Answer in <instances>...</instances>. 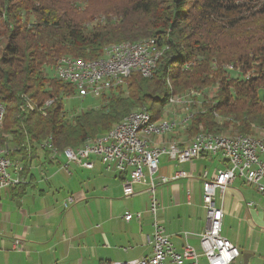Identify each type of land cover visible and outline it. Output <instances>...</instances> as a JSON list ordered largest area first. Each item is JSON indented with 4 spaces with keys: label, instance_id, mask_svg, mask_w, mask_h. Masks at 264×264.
<instances>
[{
    "label": "trees",
    "instance_id": "trees-1",
    "mask_svg": "<svg viewBox=\"0 0 264 264\" xmlns=\"http://www.w3.org/2000/svg\"><path fill=\"white\" fill-rule=\"evenodd\" d=\"M90 1L0 0V145L14 149L9 156H20L29 178L10 186L17 195L33 186L38 143L79 146L145 104L158 118L173 93L202 91L206 111L195 115L192 131L264 128V0H119L93 8ZM144 37L161 49L153 76L131 73L125 90L112 88L99 107L69 117L64 99L74 88L48 74L57 60L97 59L113 43Z\"/></svg>",
    "mask_w": 264,
    "mask_h": 264
},
{
    "label": "crops",
    "instance_id": "crops-1",
    "mask_svg": "<svg viewBox=\"0 0 264 264\" xmlns=\"http://www.w3.org/2000/svg\"><path fill=\"white\" fill-rule=\"evenodd\" d=\"M205 159L175 165L162 156L157 176L169 177L182 170L191 178L161 184L155 191L160 203L156 217L173 247L180 251L188 243L197 252L198 263L203 264L206 260L199 234L206 218L200 176L204 169L213 175L216 168L207 165ZM38 170L31 174L32 188L23 195L10 187L0 190V264H109L151 254L146 237L152 234L153 217L145 184H135L134 194L123 199L121 177L113 166L107 169L97 157L91 168L71 165L63 178L56 177L58 173L49 178L47 168L43 170L42 166ZM246 192L254 193L259 201ZM69 197L72 202L65 208L63 201ZM215 201L224 211L222 226L227 214L238 230L246 223V246L240 236L230 240L221 226V234L239 248L237 262L264 264V197L236 178L223 194L217 191ZM126 213H139L140 218L127 221Z\"/></svg>",
    "mask_w": 264,
    "mask_h": 264
},
{
    "label": "built area",
    "instance_id": "built-area-1",
    "mask_svg": "<svg viewBox=\"0 0 264 264\" xmlns=\"http://www.w3.org/2000/svg\"><path fill=\"white\" fill-rule=\"evenodd\" d=\"M150 52L137 50V54H126L124 58L115 60L114 73H120V65L128 59H149ZM103 71V70H102ZM60 73L71 74H95L98 72L70 73L63 70ZM121 74V73H120ZM125 79V74H122ZM77 92V90H75ZM93 96V92H90ZM144 115L138 116L124 126L119 132L110 136L108 140H98L91 149L81 151H69L63 156L64 162L61 168L69 173L70 166L76 165L81 168H91L93 157L99 158L108 169L111 165L124 176L122 191L125 196L134 193L135 184H145L149 194V211L153 215V232L146 237L148 243L152 244V253L126 262H112L111 264H198V254L188 243L184 244L180 251L176 250L165 233L164 226L156 219L155 214L158 202L155 198V190L159 184L176 181L178 179H190L191 175L184 171H175L171 177H156L159 159L166 155L175 164L191 161L200 156H219L225 167L217 169L213 177L208 176L205 170L200 178L203 179L202 197L206 209V224L199 234L201 253L206 258L207 264H239L236 262L239 250L236 245L221 235V223L223 211L214 203L216 190L221 192L233 182L236 177L242 178L246 183L253 186L264 196V140L262 141H205V136L200 143L190 150L183 152L171 151L170 149H152L141 141H135L134 124L137 120H143ZM185 122V121H184ZM169 127V123L167 126ZM159 129V128H152ZM38 149L45 151L49 159L57 161L55 152L37 144ZM23 165L17 158L11 156H0V190L22 181L21 172ZM189 199V191H187ZM71 199L63 202L68 206ZM139 219L140 214L127 213L124 219Z\"/></svg>",
    "mask_w": 264,
    "mask_h": 264
},
{
    "label": "bare ground",
    "instance_id": "bare-ground-1",
    "mask_svg": "<svg viewBox=\"0 0 264 264\" xmlns=\"http://www.w3.org/2000/svg\"><path fill=\"white\" fill-rule=\"evenodd\" d=\"M149 51V59L145 62L143 59H128L124 61V64L120 65V73H114L113 67H107L108 65H115V60L122 59L128 53L137 54V50ZM161 55V49L157 45L155 38L142 39L139 41L129 42L124 41L117 44H113L104 49L102 56L97 59L84 60L77 59L68 56L59 58L54 66L55 76L73 86L77 90V95L81 98L90 96V92H93V96L100 97L105 92H108L112 88L120 87L125 84L131 73H138L142 77H150L156 67L157 61ZM63 70L70 73H83V72H98L95 74H65L60 73ZM103 70V71H102ZM122 74H125V79H122ZM201 96L200 91H190L183 95H173L169 98L166 106L182 105L185 108L182 116L176 118L167 117V114H172L163 108L161 115L154 119L150 112L145 108H139L131 111L121 121L115 123L108 132L105 134L87 138L77 147H67L62 151L57 150L50 142H42V147H48V150L55 152V156H66L69 151H81L83 149H91L98 140H108L111 135L119 132L124 126L135 120L138 116L144 115L143 120H137L134 124V138L135 141H141L150 146L152 149H170L171 151L183 152L190 150L194 146L200 143L202 137L205 136V141L222 140V141H262L264 140V129L255 128V133L250 135L241 134H223V133H211L200 130L194 135L183 136L179 139L162 140V137L168 133L174 131L176 128L186 129L193 116L192 108H190L192 98L190 96ZM196 99V98H195ZM52 101L45 102L49 105ZM199 102V100H196ZM194 105V104H193ZM5 116V108L0 101V129L2 127L3 119ZM185 121V122H184ZM169 123V127L167 126ZM159 129H152V128ZM185 132V130H184ZM161 139V141H159ZM10 147L0 145V156H9Z\"/></svg>",
    "mask_w": 264,
    "mask_h": 264
},
{
    "label": "rangeland",
    "instance_id": "rangeland-1",
    "mask_svg": "<svg viewBox=\"0 0 264 264\" xmlns=\"http://www.w3.org/2000/svg\"><path fill=\"white\" fill-rule=\"evenodd\" d=\"M119 0H91L88 4H87V6L89 5V7H91V8H93V7H95V6H98V7H101L103 4H113V3H116V2H118ZM85 7V5H81V7H80V9L82 10L83 8ZM105 15H103V16H100L101 18H103ZM109 17H114L113 16V14H109ZM146 37H144V38H140V39H138V40H141V39H145ZM137 41V40H136ZM114 44V43H113ZM110 45V44H109ZM108 46V45H107ZM106 47V46H105ZM104 47V48H105ZM166 49V48H165ZM104 50V49H103ZM102 53H103V51H102ZM101 53V54H102ZM101 56V55H100ZM99 56V57H100ZM48 74H49V76H51V77H55V72H54V66H53V68L52 69H49L48 70ZM133 74H137V75H139V76H141L140 74H138V73H133ZM132 75V74H131ZM130 75V76H131ZM153 76V75H152ZM152 76H150V77H152ZM142 77V76H141ZM150 77H143V78H150ZM57 79V78H56ZM59 80V79H58ZM128 80V79H127ZM127 80H126V82H127ZM60 81V80H59ZM168 82V81H167ZM169 83V82H168ZM125 85H126V83L124 84V85H122L121 87H119V88H122L121 90H125ZM118 89V88H117ZM117 89H115V90H111V91H108V92H105L103 95H109L112 91H116ZM195 91H199V90H195ZM117 92V91H116ZM187 92H190V91H187ZM185 92H183V93H173V94H171V95H183ZM200 93H202V91L200 92ZM208 94L210 95V91L208 92ZM102 95V96H103ZM170 95V96H171ZM102 96H100V97H90V96H86L85 98H81V97H79L78 95H77V93H75V89H74V94L73 95H71V96H69V97H66L65 99H64V106H65V109H66V111L68 112V115H69V117L70 116H72V114L74 115V114H77V113H79V112H81V111H84V110H86V109H88V108H91V107H99L104 101H103V99H102ZM169 96V97H170ZM169 97H168V99H167V102L165 103V108H166V110H168L169 112H172V114H167V117H172V118H176L177 116H182V114H183V112L185 111V108H184V106H182V105H175V106H166V104H168V100H169ZM190 98H192V105H190V108H192V112H193V117H192V120H191V122H190V124H189V126L186 128V129H183V128H176V129H174V131H172V132H170V133H168L167 135H165V136H163L162 137V140H170V139H179L180 137H183V136H188V135H190V136H192V135H194L195 133H197L199 130H200V127L202 128V130L203 131H207V132H211V133H223V134H238V132H236V131H234V130H231V127L229 128V129H226V130H223V131H208V130H206V129H204V127H203V125L202 124H199L197 127H196V129L194 130V131H192L191 130V126H192V122H193V119H194V117H195V115H198L199 113H204L205 111H206V108H202V103L200 102L201 101V99H202V94H201V96H198V97H195V96H190ZM196 98V99H195ZM196 100H199V102H196ZM194 104V105H193ZM146 105L147 104H145L144 106H141V107H139V108H142V107H145L146 109H147V107H146ZM148 106V105H147ZM164 106L162 107V109H161V111H160V113H159V115H158V117L160 116V114H161V112H163L162 110H163V108H164ZM139 108H136V109H139ZM136 109H133V110H136ZM133 110H131V111H133ZM148 110V109H147ZM130 111V112H131ZM149 111V110H148ZM129 112V113H130ZM150 112V111H149ZM128 113V114H129ZM151 113V112H150ZM127 115V114H126ZM125 115V116H126ZM152 115V117H153V114H151ZM124 116V117H125ZM214 117H215V119L217 120V121H219V122H221V121H223L224 120V118L223 117H221L220 115H218V114H216V113H214ZM154 118V117H153ZM157 118V117H156ZM156 118H154V119H156ZM122 119V118H121ZM120 119V120H121ZM119 120V121H120ZM118 121V122H119ZM117 123V122H116ZM115 124V123H114ZM113 124V125H114ZM112 125V126H113ZM111 126V127H112ZM110 127V128H111ZM255 128H260V129H264V128H262V127H258V126H252V128H251V132L250 133H239V134H241V135H250V134H254L255 133ZM184 130H185V132H184ZM107 132V131H106ZM105 132V133H106ZM102 134H104V133H102ZM188 134V135H187ZM98 135H101V134H98ZM97 136V135H96ZM95 137V136H94ZM88 138H92V137H88ZM87 139V138H86ZM159 141H161V139H159ZM8 144V143H7ZM77 147V146H76ZM66 148V147H65ZM73 148V147H72ZM37 149H38V146H37ZM64 149V148H63ZM39 150V149H38ZM60 150V149H59ZM45 151H41V150H39V152L37 153V155H38V157L39 158H35L34 160H33V162H32V164H31V174H33V172L34 173H37L36 171H39L38 170V168L39 167H41L42 166V168H43V170L45 169V168H47V176L50 178V177H52V176H54L55 175V173H58L57 174V176L56 177H58V178H63V176H66V174L65 173H63V172H65L62 168H61V164L64 162L63 160H61L62 159V156H59L60 158H58V160L57 161H52V160H50L49 159V155H48V153L47 152H45V153H47V160L48 161H51L52 162V164H50V163H48L47 161H46V159H45V157H44V153ZM162 156H165L167 159H168V157L166 156V155H162ZM161 156V157H162ZM160 157V158H161ZM200 157H206L207 159H205V161L204 162H206L207 163V165H208V163H209V166L210 167H216L215 168V171H214V173H213V175L215 174V172H216V170L217 169H220V168H223V167H225V162L219 157V156H200ZM15 158H17V159H19L20 161H21V158H20V156H16ZM14 158V159H15ZM93 158H96V157H93ZM99 159V158H98ZM197 159V158H196ZM169 160V159H168ZM194 160V159H193ZM170 161V160H169ZM192 161V160H191ZM101 162V161H100ZM159 162H160V159H159ZM172 162V161H171ZM187 162H189V161H187ZM21 163H22V165H23V162L21 161ZM174 163V162H173ZM184 163V162H183ZM103 164V163H102ZM175 164V163H174ZM201 164H202V162H201ZM73 165V164H72ZM175 165H178V164H175ZM47 166V167H46ZM111 166H113V165H111ZM110 166V167H111ZM38 167V168H37ZM59 167V169H57ZM78 168H81V167H79V166H77ZM109 167V168H110ZM114 167V166H113ZM70 168H71V166H70ZM81 169H84V168H81ZM115 169V168H114ZM23 170H24V165H23ZM41 171V170H40ZM178 171H182V170H178ZM205 171V169L202 171V173ZM207 171V170H206ZM23 172V171H22ZM22 172H21V179H22V181L21 182H19V183H17V184H20V183H26V182H29V178L27 177L26 179L25 178H23L22 177ZM115 172L121 177V186H122V181H123V179H124V176L122 175V174H120V173H118L116 170H115ZM185 172V171H184ZM208 172V171H207ZM187 173V172H186ZM85 174H87V173H85ZM213 175H210L209 173H208V176L209 177H213ZM156 177L157 178H159L160 176H157L156 175ZM166 177V176H165ZM169 177H171V176H169ZM88 178H91V177H88ZM236 178H239V179H241L245 184H247V185H249L248 183H246L242 178H240V177H236ZM235 178V179H236ZM183 179V178H182ZM234 179V180H235ZM61 180V179H60ZM179 180V179H178ZM233 180V181H234ZM177 181V180H176ZM201 181H202V185H203V179H201ZM170 182H173V181H170ZM169 183V182H168ZM233 183V182H232ZM231 183V184H232ZM17 184H13V185H17ZM87 184V183H86ZM93 184H94V186L95 187H98L99 185L96 183V181H95V179L93 180ZM164 184H166V183H164ZM231 184H229L228 186H230ZM159 185H161V184H159ZM158 185V186H159ZM10 186H12V185H10ZM10 186H8V187H10ZM157 186V187H158ZM227 186V187H228ZM249 186H251V185H249ZM156 187V188H157ZM226 187V188H227ZM253 187V186H252ZM5 188H7V187H5ZM30 188H32L31 186H27V191L30 189ZM225 188V189H226ZM254 188V187H253ZM4 189V188H3ZM225 189H224V191H225ZM255 189V188H254ZM2 190V189H1ZM256 190V189H255ZM30 191V190H29ZM147 191V190H146ZM156 191V190H155ZM187 191H189L188 189L186 190V197H187ZM217 191L218 192H220L221 194H223L224 193V191L223 192H221V191H219V190H216V194H215V197H214V203H215V205L217 206V207H220L221 209H222V207L221 206H219V205H217L216 204V197H217ZM256 192L259 194V195H261L257 190H256ZM122 193H123V191H122ZM147 193H148V191H147ZM134 194V193H133ZM132 194V195H133ZM62 194H60V196H61ZM124 195V194H123ZM246 195H248V196H250V197H254V199H255V201H259L258 200V196H256L254 193H252L251 192V194L250 193H248V192H246ZM129 196H131V195H129ZM261 196H263V195H261ZM264 197V196H263ZM2 198V197H1ZM70 199H71V202H72V198L71 197H69ZM69 198H67V199H65L64 201H66V200H69ZM122 198L123 199H125V198H127V196H122ZM155 198H156V195H155ZM201 198H202V204H203V207H204V203H203V197H202V194H201ZM189 199H190V191H189ZM189 199L187 198V202H189ZM157 200V199H156ZM63 201V202H64ZM70 202V203H71ZM157 202H158V200H157ZM69 203V204H70ZM263 202H261L260 203V205H263L262 204ZM69 204H68V206H69ZM251 202H249V203H247V205L248 206H251ZM158 205L160 206V203L158 202ZM64 206V205H63ZM158 206V207H159ZM67 206H65V208H66ZM149 208V207H148ZM158 209V208H157ZM204 209H205V207H204ZM222 211H223V209H222ZM151 213V212H150ZM127 214V213H126ZM132 214V213H131ZM156 214H157V211H156ZM156 214H155V217H156ZM152 217H153V215H152ZM205 218H206V209H205ZM223 218H224V211H223ZM156 219H157V217H156ZM222 221H223V219H222ZM205 224H206V221H205ZM245 222H243V225H244V227L245 228H241V229H237L236 227H237V225L235 224V220L232 218V216H229L228 214L226 215V217H225V222H224V224H223V226H222V223H221V226H222V233L223 234H226L229 238H230V240L233 238V239H236V237H238V236H240L239 237V240L241 241V243H243V245H247V236H246V231H247V229H246V226H245ZM205 227V226H204ZM204 227H203V229H204ZM153 228V227H152ZM152 232H153V230H152ZM222 235V234H221ZM258 235H262V233H258ZM223 236V235H222ZM224 237V236H223ZM226 238V237H225ZM250 238V237H249ZM232 239V240H233ZM232 242V241H231ZM148 243V242H147ZM149 244H151V243H149ZM234 245H235V243H233ZM16 245V244H15ZM151 246H152V244H151ZM238 248V247H237ZM201 249V248H200ZM238 250H239V248H238ZM152 253V252H151ZM202 254V253H201ZM151 255V254H150ZM239 255H240V251H239ZM149 256V255H148ZM202 256H203V254H202ZM145 257V256H144ZM204 257V256H203ZM239 257V256H238ZM205 258V257H204ZM135 259H137V258H135ZM134 260V259H133ZM205 260H206V258H205ZM130 261V260H129ZM113 262H122V261H113ZM123 262H126V261H123ZM236 262H237V260H236ZM112 262H110L109 264H111ZM197 263H198V260H197ZM237 263H239V264H243V263H240V262H237ZM198 264H203L202 262H199ZM206 264H207V262H206Z\"/></svg>",
    "mask_w": 264,
    "mask_h": 264
},
{
    "label": "water",
    "instance_id": "water-1",
    "mask_svg": "<svg viewBox=\"0 0 264 264\" xmlns=\"http://www.w3.org/2000/svg\"><path fill=\"white\" fill-rule=\"evenodd\" d=\"M238 259V258H237Z\"/></svg>",
    "mask_w": 264,
    "mask_h": 264
}]
</instances>
